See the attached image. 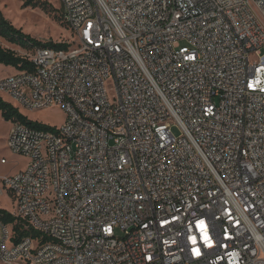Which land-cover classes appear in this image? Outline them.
<instances>
[{
	"label": "built area",
	"instance_id": "obj_1",
	"mask_svg": "<svg viewBox=\"0 0 264 264\" xmlns=\"http://www.w3.org/2000/svg\"><path fill=\"white\" fill-rule=\"evenodd\" d=\"M57 1L68 48L0 78L65 115L11 124L0 195L37 236L0 222V264H264V0Z\"/></svg>",
	"mask_w": 264,
	"mask_h": 264
},
{
	"label": "rangeland",
	"instance_id": "obj_2",
	"mask_svg": "<svg viewBox=\"0 0 264 264\" xmlns=\"http://www.w3.org/2000/svg\"><path fill=\"white\" fill-rule=\"evenodd\" d=\"M50 4L55 10L53 12H43L39 9L22 8V2L19 0H0V12L14 27L21 29L24 34L38 42H55L62 43L69 41L70 32L64 28L59 21V3L57 0H43ZM4 48L13 49L19 56L30 54L31 51L22 50L18 47L11 46L4 40L0 39ZM264 52V48L262 50ZM12 70L0 65V78L8 76ZM3 100L16 106V104L7 96ZM21 113L31 121L42 123L50 127H60L63 124L65 115L59 107H52L40 111H28L20 109ZM11 124L4 121L0 113V179L12 175L27 164V159L16 156L7 148V137ZM173 133L178 135L177 129ZM1 159H6V164H1ZM0 209L10 213L14 211V201L9 192L3 191L0 195Z\"/></svg>",
	"mask_w": 264,
	"mask_h": 264
},
{
	"label": "trees",
	"instance_id": "obj_3",
	"mask_svg": "<svg viewBox=\"0 0 264 264\" xmlns=\"http://www.w3.org/2000/svg\"><path fill=\"white\" fill-rule=\"evenodd\" d=\"M22 2V8L39 9L45 13L55 11L49 3L43 0H19ZM59 21L60 20V16ZM62 24V23H61ZM0 39L4 40L11 46L18 47L26 51H34L38 48H48L55 50H64L68 48L66 43L46 42L41 43L24 34L21 29L14 27L8 20H6L0 12ZM0 65L10 67L14 72H31L33 65L23 56H19L15 51L4 48L0 43ZM0 113L4 121L13 124L20 123L32 129L41 131L54 132L55 128L29 120L21 111L4 101L0 97ZM0 222L4 225L12 227L13 237L12 243L18 244L25 237H36L37 233L31 230H25L22 223L14 217V215L4 209H0Z\"/></svg>",
	"mask_w": 264,
	"mask_h": 264
},
{
	"label": "snow or ice",
	"instance_id": "obj_4",
	"mask_svg": "<svg viewBox=\"0 0 264 264\" xmlns=\"http://www.w3.org/2000/svg\"><path fill=\"white\" fill-rule=\"evenodd\" d=\"M203 225H204V222L201 221V226L203 227ZM205 240L208 241L209 244L211 243L210 240H209V237H208L207 233H205ZM199 254H200L199 251H197V255H199Z\"/></svg>",
	"mask_w": 264,
	"mask_h": 264
},
{
	"label": "crops",
	"instance_id": "obj_5",
	"mask_svg": "<svg viewBox=\"0 0 264 264\" xmlns=\"http://www.w3.org/2000/svg\"><path fill=\"white\" fill-rule=\"evenodd\" d=\"M7 49L13 50V49H11V48H7ZM13 51H14V50H13ZM7 68H9V69H11V70H12V73H11V74H13V73H14V70H13L12 68H10V67H7Z\"/></svg>",
	"mask_w": 264,
	"mask_h": 264
}]
</instances>
